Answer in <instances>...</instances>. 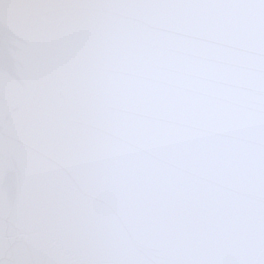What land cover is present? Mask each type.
<instances>
[{
  "label": "water",
  "instance_id": "water-1",
  "mask_svg": "<svg viewBox=\"0 0 264 264\" xmlns=\"http://www.w3.org/2000/svg\"><path fill=\"white\" fill-rule=\"evenodd\" d=\"M264 264V0H0V264Z\"/></svg>",
  "mask_w": 264,
  "mask_h": 264
},
{
  "label": "snow or ice",
  "instance_id": "snow-or-ice-1",
  "mask_svg": "<svg viewBox=\"0 0 264 264\" xmlns=\"http://www.w3.org/2000/svg\"><path fill=\"white\" fill-rule=\"evenodd\" d=\"M249 264H253V262L250 261Z\"/></svg>",
  "mask_w": 264,
  "mask_h": 264
}]
</instances>
